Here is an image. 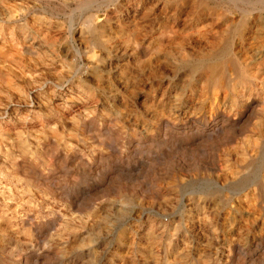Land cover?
Wrapping results in <instances>:
<instances>
[{
  "label": "rangeland",
  "instance_id": "rangeland-1",
  "mask_svg": "<svg viewBox=\"0 0 264 264\" xmlns=\"http://www.w3.org/2000/svg\"><path fill=\"white\" fill-rule=\"evenodd\" d=\"M0 264H264V0H0Z\"/></svg>",
  "mask_w": 264,
  "mask_h": 264
},
{
  "label": "bare ground",
  "instance_id": "bare-ground-1",
  "mask_svg": "<svg viewBox=\"0 0 264 264\" xmlns=\"http://www.w3.org/2000/svg\"><path fill=\"white\" fill-rule=\"evenodd\" d=\"M234 31V30H233ZM236 33V32H235ZM216 49V48H215ZM212 52H213V50H212ZM227 53V52H226ZM221 55H222V53H221ZM220 55V56H221ZM224 55H225V53H224ZM222 57V56H221ZM227 57V56H226ZM224 59V58H223ZM222 59V60H223ZM225 62V61H224ZM213 64V63H212ZM225 64V63H224ZM214 65H216V63H214ZM222 65H223V63H222ZM212 66V65H211ZM216 68V67H215ZM228 69V68H227ZM215 71V70H214ZM218 71V70H217ZM227 72V71H226ZM208 73H210V72H208ZM225 72H223L222 74H224ZM208 77V76H207ZM214 77V76H213ZM221 78V77H220ZM247 78V77H246ZM206 80V79H205ZM210 80H211V78H210ZM244 80V79H243ZM215 81V80H214ZM244 81H246V80H244ZM207 82V81H206ZM213 82V81H212Z\"/></svg>",
  "mask_w": 264,
  "mask_h": 264
}]
</instances>
